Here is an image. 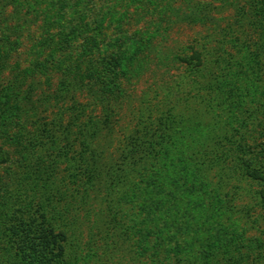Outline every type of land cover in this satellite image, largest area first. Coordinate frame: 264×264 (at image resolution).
Instances as JSON below:
<instances>
[{"label":"rangeland","instance_id":"obj_1","mask_svg":"<svg viewBox=\"0 0 264 264\" xmlns=\"http://www.w3.org/2000/svg\"><path fill=\"white\" fill-rule=\"evenodd\" d=\"M168 2L183 0H0V264H181L223 241L264 254L260 186L240 177L248 164L264 169V156L240 154L264 147V0H189L204 12L190 24L159 22ZM49 33L60 34L69 78L49 67ZM142 44L150 58L140 72L99 102L98 57L121 50L126 60ZM161 46L167 62L154 58ZM208 69L224 89L211 106L197 102ZM6 87L15 93L7 101ZM226 124L237 136H223ZM145 133L153 147H131ZM5 190L15 209L16 199L36 205L46 241L6 230L29 219L4 213ZM72 248L76 260L66 257Z\"/></svg>","mask_w":264,"mask_h":264},{"label":"trees","instance_id":"obj_2","mask_svg":"<svg viewBox=\"0 0 264 264\" xmlns=\"http://www.w3.org/2000/svg\"><path fill=\"white\" fill-rule=\"evenodd\" d=\"M184 1L186 3H184ZM189 0H183V3H181L180 5H175L174 3H171L172 6L169 5L168 3L163 4L162 7H160L159 9V15H160V19L159 22L161 21H165V18H169L170 16L174 17V20H176L177 23H192V22H196L198 20L199 17H201V14H204L203 12V7H201L198 4L195 5H189ZM51 22V21H50ZM79 22H83V20H79ZM159 24V23H158ZM174 24V23H173ZM161 27V25H160ZM159 25L158 28L160 29ZM162 32H164L163 30H161ZM60 34L59 33H49L48 37H47V45L49 47H52L50 55L47 57L49 58V61L51 62L49 64V67H52L51 69H55V66L57 68L58 71H60L63 75V78H69V76H65V74L68 75V72L71 70L70 65H66V61H68L66 58L64 57H60V55L56 54L57 51H60L62 53V47H57V45L60 44H64L61 41L56 43V41L58 40V36ZM148 35V39L147 40V47H150V41L152 38H154V33H147ZM49 40V41H48ZM48 47V49H49ZM140 47H142L143 49H141L142 51L144 50L145 46L142 44L140 45ZM161 48H164L163 46L160 47V49L158 48V53L155 55V60L157 59L158 62L161 61H169V55H170V49L165 47V50H162ZM141 50L139 49H135L133 51L132 54L129 55V57L124 60V57H122V51L118 50L116 52H111L108 53L107 55H105L103 58L98 57V59L96 60V69H94L93 73H92V77L94 79V81L98 82V84H100L98 86V101H102L104 100L103 98H108L110 97L112 94L114 95H121V91H120V81L122 82L123 80L129 78L130 76H132L133 74H138L140 72V69L143 66V63L145 62L146 59H149L150 57L147 55H144V51L142 52L141 57H143L140 61H137L135 63V65L130 68L129 64L130 61H134L136 60V56L137 54H139L141 52ZM86 50H84V54L82 55H86ZM124 56H128L123 52ZM172 56V55H171ZM140 57V58H141ZM173 57V56H172ZM54 60H52V59ZM63 59V60H62ZM144 59V60H143ZM54 61V62H53ZM127 62V63H126ZM54 63H56V65H54ZM42 66H44V64H41ZM60 67H62V69H60ZM233 77V76H231ZM63 83V89L62 91L64 92H68V85L65 84L63 81H61V84ZM206 94H202L201 98L198 100L197 102L199 104H201V102L203 104L209 105L211 106L215 100V98L219 95V94H224V89H223V85H222V81L221 79H219L216 74L214 73V71L212 69H208V74H207V80H206ZM229 85H230V81H229ZM16 92V91H15ZM15 96V93H13V91L11 90L10 87H6L4 90V98L5 100H11L13 97ZM17 98H19L17 96ZM17 98H15L14 100H18ZM23 98H27V95H25ZM20 100V99H19ZM97 101V102H98ZM216 101H218V99H216ZM220 102H221V98H220ZM13 106H16V104L14 103ZM12 106V107H13ZM227 128L226 130H223L222 132L224 133L223 136H227L228 134L231 136H237L236 134V128L233 127V124H226ZM231 125V126H230ZM241 129V128H240ZM226 133V135H225ZM215 135V134H213ZM145 137H152L151 135H147V133H145V135L143 136V138ZM142 138V137H140ZM139 137L136 141H138L137 144H135L134 146L131 147H143V149H145L144 147H148L151 148L153 147V142L149 141L148 139H144L141 140ZM131 144L132 141L135 142V138L131 137ZM140 139V140H139ZM216 141H221V138L219 137V135L216 137ZM217 142V143H219ZM139 144V145H138ZM213 144H215V142L213 141ZM256 143H254V145L252 147H242L241 149V155L249 154L250 156L254 157L259 155L260 157L264 156V147H260L259 149H256L257 147ZM264 146V144H263ZM253 148V149H250ZM213 152V149H212ZM216 154H219V152L217 151ZM223 154V153H220ZM129 155V154H128ZM138 156L135 155V153L130 154L128 161H131L133 159H136ZM201 162V167L202 168H206V169H210L209 167H211L212 165V159L209 158L207 162H205V160L200 161ZM259 164V161H258ZM264 164V162H263ZM260 166L258 165V167H252L248 165H246V169L245 171H243V173L240 174L241 180L246 181L247 184H251V185H259L260 189L257 190V192H255L254 194V198L256 200L255 205H257L261 210H264V169L259 168ZM29 169L33 170L34 169L30 166H28ZM255 168L257 171H255ZM200 171V170H199ZM203 172V171H201ZM14 173V172H13ZM28 173H25L24 175H20V177H16L19 180H16V186L18 187V185L23 184V180L24 177L27 175ZM202 174V173H201ZM123 179L125 180L124 176ZM248 180V181H247ZM123 181V180H122ZM121 182V181H120ZM252 187L250 186L249 192H251L250 190ZM247 189V188H246ZM34 190V187H31V191ZM5 199H3V203L5 204V207L9 208V209H5L4 213H8L11 214L12 210H14V213H21L23 219H29L28 223H27V227L28 228H19L17 227V221H15V225L13 226H8L6 228V230H9L11 232H13V234H18V236L21 238V240L27 239L28 241H35L37 236L38 238L40 237L41 239H43L44 241H46V236L44 235V233H40L39 229L36 227L38 226L39 223L36 222L37 217L35 215V212L37 210L36 205L32 206L27 205L28 201H26V204L23 208V205H21V202L16 199L15 204H20V206L17 207V209H15V206H13L11 203H9V198L11 200H13V195L8 191L5 190ZM4 208V206H3ZM24 214V216H23ZM42 216L43 213H40ZM43 220L46 222L45 226L46 229L49 230V233H52V227L51 224L49 223V221H51V218H44L42 217ZM47 220V221H46ZM49 224V225H48ZM46 235L48 233V231H46ZM52 235V234H51ZM52 237H54V235H52ZM65 238V237H63ZM69 237L66 236V238L64 239V241H66ZM68 244H72V239L67 241ZM223 246L220 245H215L213 247V251L209 249L205 250L204 253L202 254H198V255H194L193 257H186V258H181L178 259V262H180L181 264H211V262L213 260H215V264L220 262V259L224 262H228L230 259H234L232 261L229 262V264H261L259 263V261L264 257V254L262 253V249L260 250L261 252L258 254L253 253V248L252 245L249 244V246L247 247V249L245 250V253H241L240 251V247L238 246V250L237 251H232V247L231 244L228 242H222ZM262 244V243H261ZM50 247V246H49ZM223 248V250H221V248ZM42 250L43 251V256H45L46 253V248L44 247ZM58 252L64 254L63 248L58 245ZM244 252V251H243ZM42 256V253H40ZM252 254H256L254 256V259H250V257L252 256ZM64 256V255H63ZM66 257L67 258H71L73 260L77 259V254L75 252V250L72 248V250H70L68 253H66ZM31 259L32 260H38L40 259L39 256H36L34 254L31 255ZM63 260V264H72V261H68L65 258H62ZM78 261V260H77ZM74 261V262H77ZM33 262V261H32ZM40 264H43V258L41 259ZM46 262V261H45ZM47 264V262H46ZM141 264H147L146 262H142ZM150 264V263H149ZM153 264V262L151 263Z\"/></svg>","mask_w":264,"mask_h":264}]
</instances>
